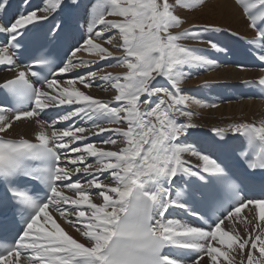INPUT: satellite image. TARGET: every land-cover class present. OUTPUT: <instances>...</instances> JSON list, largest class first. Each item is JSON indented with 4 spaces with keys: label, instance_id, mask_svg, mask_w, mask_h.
<instances>
[{
    "label": "snow or ice",
    "instance_id": "6c2138e0",
    "mask_svg": "<svg viewBox=\"0 0 264 264\" xmlns=\"http://www.w3.org/2000/svg\"><path fill=\"white\" fill-rule=\"evenodd\" d=\"M236 3L254 33L240 53L205 37L220 27L174 33L184 0H19L13 16L0 0V264H264V120L202 140L189 105L218 104L181 87L229 56L264 72V0ZM245 83L264 97V76ZM18 122L34 141L8 138Z\"/></svg>",
    "mask_w": 264,
    "mask_h": 264
},
{
    "label": "bare ground",
    "instance_id": "6f19581e",
    "mask_svg": "<svg viewBox=\"0 0 264 264\" xmlns=\"http://www.w3.org/2000/svg\"><path fill=\"white\" fill-rule=\"evenodd\" d=\"M34 2L40 3V0H34ZM170 2H172V0H170ZM184 2L190 4L191 7L178 10V15H180V17L184 20V23L180 28L173 29L174 33L182 32L185 29H189L193 26H199L201 28H203L204 26H215L223 28L225 31L214 34L205 33V37L215 36L226 43H228L229 40L232 39V37H238V39L242 41L244 45L245 42L251 39L254 35L253 31L246 26L242 7L236 3V0H206L203 5L201 4V0H184ZM229 31L235 32L236 35L229 36ZM183 43L187 44L190 47L200 49L203 54L208 55L209 57H211V55L214 57L207 43H198L195 41H183ZM120 54V52L115 53L116 56H119ZM78 55L86 60L94 58L87 53H79ZM220 60H223L222 66H220L221 68H213L208 74L204 75H199L196 72L193 73L190 78L186 79L181 85L182 89L184 90V94L190 95V90L196 88L193 85H198V83H201L198 88H201V91L205 94H209V91L213 89L220 90V94L227 93V88L234 86L235 83L242 84L246 80H258L261 76H264V72L258 70L236 69L232 66L225 65V59L221 58ZM104 71L112 72L113 74H122L126 71V69L123 67H108ZM5 73L8 74L0 73V83L12 76V73H9L7 71H5ZM100 74L103 75L104 73L102 72ZM205 84H209L211 85V87H202ZM78 87H81V90H84L88 92V94L102 100L112 101L113 97L116 95L114 89L104 90L98 87L83 89V87L79 85ZM192 96L195 97V94H193ZM218 102V106L215 108L201 107L197 104L189 105V110L194 113L192 122L198 125L195 131L199 134V137H204L209 132H212L211 130L213 128H223L230 123L256 122L257 124H259L260 121L264 120L263 101L243 100L239 102H224L222 101V99H218ZM14 129V131H11L10 136L30 137L35 139V129L31 125L18 122L16 125H14ZM104 135H107V133H105ZM92 139L96 140L99 139V137H92ZM119 146L122 145L118 144L117 147ZM185 159H191L192 163H196V159L194 157L185 156ZM68 194L71 195V193ZM94 202L99 203L100 201L94 198ZM245 214L246 210H243L241 215ZM225 223L229 228L235 227L238 231L243 229V224L239 223L238 221H233L231 224H229L228 221H225ZM61 224L62 227H64L70 235L78 240L81 239L79 234L76 233L74 229L70 228L66 223L61 222ZM236 259L238 262L240 260V257L237 256Z\"/></svg>",
    "mask_w": 264,
    "mask_h": 264
},
{
    "label": "rangeland",
    "instance_id": "374dc122",
    "mask_svg": "<svg viewBox=\"0 0 264 264\" xmlns=\"http://www.w3.org/2000/svg\"><path fill=\"white\" fill-rule=\"evenodd\" d=\"M213 58H215V57H213ZM222 62H223V60H220V61H218V64H219V66L218 67H216V68H221L220 66H222ZM221 64V65H220ZM194 72L193 73H196L197 72V74H201V75H204V74H208L210 71H204L203 69H201V70H193ZM199 71V72H198ZM192 73V74H193ZM201 85V83H198V85L197 84H195V85H193L194 87H196V88H194V89H198V86H200ZM200 99H204V97L203 96H200L199 97ZM205 102H208L207 101V99L205 98ZM240 259H241V257H240ZM238 264H239V261H238Z\"/></svg>",
    "mask_w": 264,
    "mask_h": 264
}]
</instances>
